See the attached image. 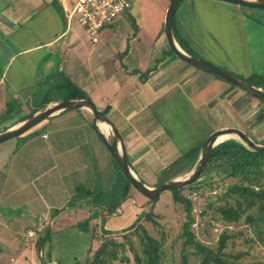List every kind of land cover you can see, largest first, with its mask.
Returning <instances> with one entry per match:
<instances>
[{"label": "crops", "instance_id": "obj_1", "mask_svg": "<svg viewBox=\"0 0 264 264\" xmlns=\"http://www.w3.org/2000/svg\"><path fill=\"white\" fill-rule=\"evenodd\" d=\"M23 2L30 12L20 17L32 22L39 16L42 24L16 29L15 11L6 5L15 0L0 1V134L61 102L50 97L51 91L63 88L61 95L71 98L73 83L115 125L132 174L149 189L186 178L202 143L217 130L241 128L261 136V142L252 140L264 145V103L169 52L163 32L169 0L157 8L146 0L130 1V10L103 31L97 44L77 29L67 30L64 12L74 1ZM246 8L224 0H180L173 32L198 52H210L218 67L246 79L264 72V23L254 18L264 21V13ZM43 49L31 80L26 59ZM249 49H256L252 56L260 59L251 60ZM12 63L16 68L7 69ZM43 86L44 98L28 107ZM9 93L22 107L16 121L9 117L12 108L6 109ZM38 127L14 148L0 144V264H39L38 259L40 264H77L100 244L75 225L86 214L96 233L109 238L134 230L154 211L155 204L128 186L88 110L63 113ZM97 127L112 148L120 149L109 127ZM78 187L98 196V204L83 206ZM47 229L54 233L46 238ZM31 231L35 238L28 237ZM41 240L43 248L49 240L45 251L37 246Z\"/></svg>", "mask_w": 264, "mask_h": 264}, {"label": "rangeland", "instance_id": "obj_2", "mask_svg": "<svg viewBox=\"0 0 264 264\" xmlns=\"http://www.w3.org/2000/svg\"><path fill=\"white\" fill-rule=\"evenodd\" d=\"M0 1H3V0H0ZM72 1H74V3H75L77 0H72ZM130 1L132 2V0H130ZM146 1L152 2V6L154 8H157L158 5L164 4L163 0H146ZM135 2L139 3L138 0H135ZM6 5L8 7L7 11H11V13L15 11V17L17 20L16 26H15L16 29H19V27L21 25H24V24L25 25L33 24V26L35 24H42L40 17L38 15H37L38 17L34 18V21H32V22H30L29 20H27L25 18L20 17V16H24V15L28 16L29 12H30V11H28L29 10L28 6L25 9V3L23 2V0H15V4L11 5V6H9V4H6ZM71 9H72L71 6H69V9L64 12V22L67 25L66 26L67 30L68 31L69 30L75 31V29L79 30L81 32L82 36L86 39V41L89 42L90 39L88 38V36L84 33V31L78 26V24L74 20H72L71 25L67 24V18H68L67 15ZM244 10H246L245 12H247V13L250 12V10L254 14H255V12H260V14H261V12L264 13L263 10H259V9H247L246 8ZM254 18L257 21L264 23V21L262 19H259L258 17H254ZM217 26H218V30L220 31V21L218 22ZM257 29H260V28L257 27ZM35 30L38 32L40 31L38 29H35ZM207 30L212 31L214 29L207 28ZM18 31H23V29L18 30ZM238 31H239V33H241V36L243 37L244 36L243 31L240 29ZM241 36L239 35L238 37L241 38ZM245 36H246V32H245ZM180 43H181V46L183 47V49H185L190 55H192V57H195V58L198 57L197 59H199V58L201 60L203 59V61L209 62L215 66L221 64V63H219V61L217 59H215L212 56V54L210 52L207 51L205 53H200L197 50H195V48L193 47V45L191 44L189 39H187V38L182 39L181 38ZM253 50H256V49H252V50L249 49L248 50L250 59L251 60L260 59L257 57L254 58L252 56ZM44 54H45V50L43 49L41 51L36 52L33 55V57L31 56L29 58V61L26 59V64L28 66L30 65L29 66L30 72L28 73V77H30L31 80H33V78H34V65L33 64H35V62L37 63L38 59L41 58V56H43ZM17 61L18 60H16L15 62H17ZM258 65L256 67H253V70L256 71V69L258 68ZM16 66H17V63H12L11 65L10 64L8 65L7 69L11 68V70H13L14 68H16ZM261 66H264V63H262ZM0 67H2V64H0ZM40 68L42 71V69H43L42 64L40 65L39 69ZM24 73L26 74V72H24ZM253 75L264 76V72L261 74L256 73ZM253 75L249 76L246 79H243V78H240V79H242L244 81L245 80L249 81ZM250 81H251V83L255 84V81L253 79H251ZM70 85H71L72 92L73 91L75 92L77 89V86H75L73 83L69 84L68 86H70ZM62 90H63V88H57L56 90L51 91L50 97L55 98V96H56L57 99L61 100V102L68 99V98H65V96H63L64 94H63V92H61ZM44 92H45L44 86L37 88L36 95L32 98L31 102L27 103V106L31 107V105L33 104L36 107L38 105L37 101L40 100L41 96H43V98H44V95H43ZM61 94H63V95H61ZM27 96L28 95L26 94L25 97H27ZM249 96L252 97L251 95H249ZM6 97H7V103H8L6 109L12 108V113L9 115V117L13 118L11 121H16L17 117L22 116V114H23V111H21V109H22L21 104L20 103H14V101H12V100H14L15 97L13 98L12 94H10V93L8 95H6ZM252 98H254V97H252ZM22 106H24V105L22 104ZM4 115H6V114H4ZM30 116H28V118H30ZM40 124H42V122L39 123L38 125H36L35 127L29 129L24 134H22L18 137L12 138L10 140H7L5 142H2L0 144H8L10 146V148H14L17 143L19 144L21 142V140L23 139L22 137L26 138V136L31 135V134H28L29 132L34 133V132L40 130L39 129L40 127H38ZM248 135L251 139H254L257 142L258 141L261 142V140H262V139L258 140L261 136H258L256 134H254V135L248 134ZM233 138L235 140L239 141L236 137H228L225 140H231ZM6 142H8V143H6ZM1 148L2 147H0V157H2V155H3V151ZM206 174H207V171H205L202 174V177L198 182H196L195 184H193L189 187H186L185 189H183V191H181V194L183 196H185L186 198H188L190 200V203H191V217L193 218L194 223L192 224L190 231L194 234V236L196 237V240L200 244H202L203 246H206L208 248H214L217 245L218 238L220 237L222 232L224 230H228L229 233L231 234V236H233V237L228 239V241L226 243V248H225L226 253L232 254L234 256L238 255L239 261L247 263V264H250V263L264 264V247L258 241L256 236H254L251 228L248 227V225L244 222L245 217H243V219L236 225H227L219 219L218 215H214L216 208L218 206H220L221 204H223V202L220 200V198H221L220 196L223 195L226 192V190L228 189V187L233 185L236 182V180L229 179V178H222L221 176H218L215 174H211L210 176H207ZM209 177H210V179H209ZM0 186H1V182H0ZM194 194H195V196H193ZM98 198H99L98 196L87 198L86 201H84L85 205H83V206H90L89 204H98ZM81 207H82V205H81ZM67 213H69V212H67ZM155 214L158 216L156 219L158 226H154L151 223H147V222L144 224V226H145L146 230L148 231V233L156 239H159L162 234L165 236V249H166L167 256H168V258H167L168 261L171 264H182L181 255H182V252L184 251L186 254H188L187 264H199L200 258L193 254L194 249L191 247L183 246V243L185 242V240L183 237L180 236L181 228H182L183 224L187 221V219H186L187 214L184 211L183 205L174 202L172 194L170 192H166V193L159 196L158 201L156 202V205H155ZM84 217L86 219H90L91 215L86 214ZM83 219L84 218L82 217L79 219V221L83 220ZM57 224H60L59 221L56 223V225ZM134 230H131V231H129L123 235L115 237V239H114L115 242H117L118 244H124L125 245L124 249L118 248V255H117L118 259L115 261L116 263H118V264H136L134 261L133 252L131 251L130 246H129V244L131 242L134 244V247L138 246L136 235H134ZM23 233L24 232H21L20 235H23ZM86 234H87V236H89L88 231L86 232ZM44 241H45V239H44ZM46 242H47V246H48L49 240H47ZM47 246H45L43 248V244H42L41 249L43 248V251H45L48 249ZM81 248L83 249V245H82V247H80V250L77 253H81ZM34 254H35V257L38 259L37 250H34ZM45 254L46 253L44 252V255ZM123 256L125 258H127L128 261H121ZM80 259H82V260H80ZM78 261L79 262L77 264H81L82 262H84L85 256H84V258H79ZM38 262L40 264V259H38Z\"/></svg>", "mask_w": 264, "mask_h": 264}, {"label": "trees", "instance_id": "obj_3", "mask_svg": "<svg viewBox=\"0 0 264 264\" xmlns=\"http://www.w3.org/2000/svg\"><path fill=\"white\" fill-rule=\"evenodd\" d=\"M174 36L177 44L183 49L180 38H178L175 30ZM184 51L188 54L186 50ZM251 79L255 81V84L251 83ZM250 80L245 81L249 85L264 91V76L253 75ZM70 96L86 97L78 88ZM259 101L264 103L261 100ZM205 171H207V176L215 174L222 178L236 180L220 196L223 204L216 208L214 215H218L219 219L227 225H236L245 217L244 222L251 228L254 236L264 247V153L252 152L239 141L232 139L225 140L213 148ZM128 186L131 185L128 183ZM181 191L183 189L170 192L174 202L183 205L184 211L187 214V221L181 228L180 236L185 240L183 246L194 249L193 254L200 258L199 264H247L239 261L238 255L234 256L225 252L228 239L233 237L228 230L222 232L214 248L203 246L196 240V237L190 231L194 223L191 217V203L188 198L181 194ZM77 194L81 198L80 202L93 197L92 193L82 187L77 188ZM156 202L151 203L152 205H156ZM153 209L154 211L149 212L144 218L143 223L139 224L134 230L138 246L134 247L132 242L129 246L133 252L136 264H171L167 259L165 236L162 234L159 239H156L148 233L144 226L146 222L158 226L156 222L158 216L155 214L154 206ZM76 225L81 231L90 232L93 239L100 240L98 247L88 253L82 264H118L115 262L118 259V248L124 249V244L115 242V237L107 238L99 236L96 230L90 226L89 219H85ZM52 233L54 231L47 229L45 231L46 238ZM42 241L38 242V247L41 246ZM187 259L188 254L183 251L181 255L182 264H187ZM121 261L128 260L123 256Z\"/></svg>", "mask_w": 264, "mask_h": 264}, {"label": "water", "instance_id": "obj_4", "mask_svg": "<svg viewBox=\"0 0 264 264\" xmlns=\"http://www.w3.org/2000/svg\"><path fill=\"white\" fill-rule=\"evenodd\" d=\"M233 4L244 6L252 9L264 10V0H224ZM180 0H169V4L165 14L164 21V35L166 38L167 46L170 52L180 61L189 64L190 66L211 73L214 76L224 80L232 86L242 90L243 92L261 100L264 102V91L249 85L244 80L238 78L237 76L201 59H197L190 55L185 54L176 44L173 32V16L177 5ZM86 109L93 117V129L96 134L100 137L103 145L105 146L107 152L110 154L111 158L127 180V182L142 196L147 198L149 201L155 203L159 196L166 192H173L176 190H181L189 187L196 182H198L202 174L205 172L208 162L211 157L213 148L222 142H218V139L222 136L236 137L239 142L245 146L248 150L256 153H264V145H259L254 142L247 133L243 132L237 128H226L220 129L213 132L208 138L202 143L200 148V156L198 162L195 164L193 170L190 174L177 181H170L161 184L155 189H149L143 182L138 180L131 172L129 164L127 162L125 145L123 139L119 134V131L111 120L100 111L95 104L88 97H71L67 100L54 104L52 106H45L41 108L36 113L32 114L30 118L24 121L21 125L11 130H7L0 134V143L10 140L12 138L18 137L29 129L35 127L39 123L51 119L53 117L59 116L63 113ZM101 123L109 127L112 132V138L114 144L120 145V149L117 147L112 148L107 142L104 135L99 131L97 124ZM225 141V140H224Z\"/></svg>", "mask_w": 264, "mask_h": 264}, {"label": "built area", "instance_id": "obj_5", "mask_svg": "<svg viewBox=\"0 0 264 264\" xmlns=\"http://www.w3.org/2000/svg\"><path fill=\"white\" fill-rule=\"evenodd\" d=\"M130 8L129 0H77L67 15V24L71 25L74 20L88 36L91 44H97L103 31ZM35 236L34 231L28 232L29 238Z\"/></svg>", "mask_w": 264, "mask_h": 264}, {"label": "bare ground", "instance_id": "obj_6", "mask_svg": "<svg viewBox=\"0 0 264 264\" xmlns=\"http://www.w3.org/2000/svg\"><path fill=\"white\" fill-rule=\"evenodd\" d=\"M228 136H222L218 139V142H223Z\"/></svg>", "mask_w": 264, "mask_h": 264}]
</instances>
